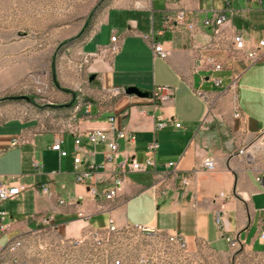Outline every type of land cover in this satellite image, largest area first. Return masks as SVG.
Here are the masks:
<instances>
[{
  "label": "crops",
  "instance_id": "1",
  "mask_svg": "<svg viewBox=\"0 0 264 264\" xmlns=\"http://www.w3.org/2000/svg\"><path fill=\"white\" fill-rule=\"evenodd\" d=\"M180 9L198 23L224 15L220 49L200 52L222 61V70L194 71L196 54L171 41L163 43L169 51L165 60L153 55L143 37L151 35L161 15ZM234 33L242 35L246 50L264 41V0H135L132 7L108 10L80 48L87 84L65 87L70 92L52 91L57 102L49 105H64L59 111L46 112L42 118L0 120V185L20 189L1 208L24 230L32 226L31 216H51L58 232L69 237L104 229L110 221L117 229L140 225L177 233L184 237L193 264H209L206 255L227 261L232 254L227 238L264 256V242L259 239L264 229V54L252 65L242 56L231 59ZM112 36L119 44L114 54L108 50ZM91 75L94 79L89 81ZM231 77L236 78L233 92L226 88ZM213 79H219L221 87H215ZM156 86H168L171 93L155 106L150 98L122 93L127 87L150 93ZM112 90L120 93L112 95ZM234 103L239 120L233 118ZM155 117L164 123L159 131L154 130ZM110 118L115 131L133 135L132 143L114 139ZM93 130L106 131L107 142L115 140L117 162L153 159L155 169L127 174L116 196L104 199L111 181L99 166L107 146L88 143L84 135ZM16 136L24 143L11 147ZM56 139L66 157L59 158L50 149ZM75 139L80 140L82 161L98 167L95 196L74 182ZM153 140L157 148L150 153L147 147ZM205 158L214 162L213 172L201 169ZM166 163L175 165L174 175L152 187ZM183 176L189 178L186 186L180 183ZM58 200L65 203L58 205Z\"/></svg>",
  "mask_w": 264,
  "mask_h": 264
},
{
  "label": "built area",
  "instance_id": "2",
  "mask_svg": "<svg viewBox=\"0 0 264 264\" xmlns=\"http://www.w3.org/2000/svg\"><path fill=\"white\" fill-rule=\"evenodd\" d=\"M224 15H218L215 19H205L198 23L188 11L180 9L172 14H163L157 20L156 25L149 37L143 39L149 41L152 53L155 57L165 60L169 51L164 49L163 43L171 41L181 45L196 54L194 71L203 67H210L212 71L223 69V62L214 56L204 57L200 52L205 49H220L223 37L221 27L225 23ZM109 52L114 54L119 50L116 37L110 38ZM232 47L229 52L231 59L243 57L246 64L256 63L264 54V41H260L257 48L246 50L241 34L234 33L231 37ZM215 87H221L219 79H213ZM236 86V78L231 77L227 90L233 92ZM112 95L120 92L112 90ZM171 93L168 86H156L150 92V99L155 106L165 100ZM84 104H82L83 107ZM233 118L239 120L241 114L234 103ZM154 130L164 128V123L159 117H155ZM113 120L109 119L110 130ZM178 128L179 125L175 124ZM85 138L91 145L106 144L107 152L104 162L99 167L109 175L111 185L103 191V198L112 200L120 189L125 176L129 173L144 172L147 169H155L153 159H147L143 163L131 160L116 161L117 145L115 140L107 142V132L93 130L85 133ZM126 143H132L134 137L125 131H115V138ZM24 140L16 136L11 139L10 146L17 147ZM157 148L153 140L147 147L150 153ZM50 149L58 154L59 158L66 157L67 153L61 148V141L56 139ZM80 140H74L72 156V175L74 182L84 185L88 193L96 195L93 178L96 165L83 162L80 156ZM246 151V150H245ZM238 154L242 155L243 150ZM164 171L160 173L158 181L152 185L157 188L166 181L169 174L174 175L175 165L166 163ZM201 169L210 173L215 169L214 162L203 159ZM260 182L259 178H256ZM189 182L187 176L180 179L182 186ZM42 192L48 194L47 187H42ZM18 187L4 188L0 185V264H193L192 257L188 253L187 243L184 237L177 233H164L154 228L140 225L126 226L117 229L110 221L104 229H89L76 237H69L58 232V226L52 221L51 216H31L32 224L26 230L19 228L1 204L7 199L15 197L19 193ZM63 200H58V205H63ZM81 216V214H78ZM216 224L220 223V217L216 214ZM259 239L264 242V229L259 231ZM230 251L233 253L240 248V243L234 238L226 239Z\"/></svg>",
  "mask_w": 264,
  "mask_h": 264
},
{
  "label": "rangeland",
  "instance_id": "3",
  "mask_svg": "<svg viewBox=\"0 0 264 264\" xmlns=\"http://www.w3.org/2000/svg\"><path fill=\"white\" fill-rule=\"evenodd\" d=\"M133 5L135 0H0V120L59 111L49 105L57 102L52 91L88 82L83 42L108 10ZM206 257L209 264H264V256L241 248L224 263Z\"/></svg>",
  "mask_w": 264,
  "mask_h": 264
},
{
  "label": "water",
  "instance_id": "4",
  "mask_svg": "<svg viewBox=\"0 0 264 264\" xmlns=\"http://www.w3.org/2000/svg\"><path fill=\"white\" fill-rule=\"evenodd\" d=\"M93 79H94V76L91 75L89 77V81H92ZM122 93L126 96H135L139 99H147V98H150L151 96L149 92H143L134 87H127L122 90Z\"/></svg>",
  "mask_w": 264,
  "mask_h": 264
},
{
  "label": "trees",
  "instance_id": "5",
  "mask_svg": "<svg viewBox=\"0 0 264 264\" xmlns=\"http://www.w3.org/2000/svg\"><path fill=\"white\" fill-rule=\"evenodd\" d=\"M54 87L56 88V89H60L59 87H57V85L54 83ZM60 91H62V92H69V91H67V90H64V89H60ZM73 105V102H71V103H69V106L71 107ZM51 107V106H50ZM52 107H54V108H62V107H64V105H60V106H52Z\"/></svg>",
  "mask_w": 264,
  "mask_h": 264
}]
</instances>
